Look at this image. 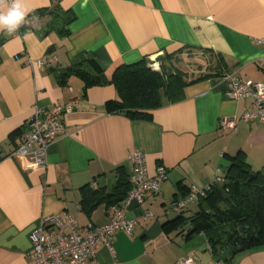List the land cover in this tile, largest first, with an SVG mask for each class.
I'll return each mask as SVG.
<instances>
[{
  "label": "crops",
  "instance_id": "1",
  "mask_svg": "<svg viewBox=\"0 0 264 264\" xmlns=\"http://www.w3.org/2000/svg\"><path fill=\"white\" fill-rule=\"evenodd\" d=\"M24 5L26 25L11 34L0 29V264L30 263V237L44 216L75 217L83 231L107 224L108 200L87 211L81 189L88 185L107 194L121 178L129 181L134 151L145 155L150 176L163 166L167 179L160 194L128 205L132 233L114 234L112 249L100 247L96 263L179 264L192 258L195 264H264V246L238 252L231 263L218 262L205 249L204 232L189 234L191 218L203 209L201 199L181 213L183 223L163 227L179 216L170 211L172 203L195 189L222 188L218 170L223 178L238 153L254 171L264 170V123L242 120L253 102L229 96V77L264 83L259 65L264 46L257 42L264 38V0H24ZM41 9L48 13L34 14ZM55 10L72 15L68 34L42 36ZM171 54L186 73L183 98L151 111L149 121L131 120L116 109L113 84L88 86L75 73L58 78L89 58L111 80L122 65L146 59L153 69L154 62L169 65ZM44 56L55 60L46 67L26 62ZM189 59L197 67H188ZM72 101L74 111L62 118L66 134L52 143L44 167L31 154H16L36 108ZM147 211L152 217L145 219Z\"/></svg>",
  "mask_w": 264,
  "mask_h": 264
},
{
  "label": "trees",
  "instance_id": "2",
  "mask_svg": "<svg viewBox=\"0 0 264 264\" xmlns=\"http://www.w3.org/2000/svg\"><path fill=\"white\" fill-rule=\"evenodd\" d=\"M46 9L34 14L44 15ZM52 22L40 34L56 31L60 36L68 34V24L73 19L68 12L51 11ZM176 55L166 57L169 65L161 64L158 71L150 67L148 60L116 69L109 80L104 71L89 58L58 74L59 79L75 73L88 86L113 84L119 99L113 102L116 109L131 120H151V111L183 98L186 73L176 65ZM174 59V60H173ZM222 188L211 185L201 197L203 209L191 218L190 235L204 232L212 249V257L218 262L231 263L238 252L264 246V170L254 171L246 157L238 153L225 168ZM131 189L130 179L121 178L111 193L82 187V206L91 211L96 202L108 200V207L121 203ZM163 227L177 226L184 222L182 214ZM241 249V251H239Z\"/></svg>",
  "mask_w": 264,
  "mask_h": 264
},
{
  "label": "built area",
  "instance_id": "3",
  "mask_svg": "<svg viewBox=\"0 0 264 264\" xmlns=\"http://www.w3.org/2000/svg\"><path fill=\"white\" fill-rule=\"evenodd\" d=\"M11 3V0H8ZM24 22L18 29H22ZM264 46V38L257 40ZM55 58L44 56L37 60L27 59L29 65L35 64L39 67L50 66ZM264 66V57L259 61ZM154 70H159V64L154 62ZM229 96L235 101L251 100L253 109L248 110L242 120L259 121L264 123V83L253 81H241L236 77H229ZM76 101L65 106L56 105L50 109L36 108L33 115L26 123V132L22 137L16 154L20 157L33 155L38 167L46 165L48 151L52 143L63 134L66 127L62 121L65 114L74 111ZM228 127L234 128L235 122L226 120ZM130 165L131 189L124 201L108 207L109 222L102 226L89 225L83 231L77 219L71 216L47 215L41 220V227L31 234L32 251L29 264H98L95 255L100 247L112 249L111 239L119 231L132 233L135 220L128 218L126 210L128 205L135 202L142 205L147 194H160L161 186L167 179V170L158 166L154 176H150L146 167V157L141 151H134L128 157ZM222 171L218 170L216 182H224L221 178ZM204 189H195L182 201L172 203L170 211L181 214L186 207L195 203L204 196ZM152 217L147 211L144 218ZM205 249L212 253L210 244L207 242ZM179 264H195L194 259H185Z\"/></svg>",
  "mask_w": 264,
  "mask_h": 264
},
{
  "label": "clouds",
  "instance_id": "4",
  "mask_svg": "<svg viewBox=\"0 0 264 264\" xmlns=\"http://www.w3.org/2000/svg\"><path fill=\"white\" fill-rule=\"evenodd\" d=\"M28 11L24 0H11V3L0 0V29H6L8 34L16 32L25 22Z\"/></svg>",
  "mask_w": 264,
  "mask_h": 264
},
{
  "label": "rangeland",
  "instance_id": "5",
  "mask_svg": "<svg viewBox=\"0 0 264 264\" xmlns=\"http://www.w3.org/2000/svg\"><path fill=\"white\" fill-rule=\"evenodd\" d=\"M197 60L195 59V60H192V59H189V60H187V62H186V64H187V66L188 67H191V68H195V67H197ZM160 67V66H159Z\"/></svg>",
  "mask_w": 264,
  "mask_h": 264
},
{
  "label": "water",
  "instance_id": "6",
  "mask_svg": "<svg viewBox=\"0 0 264 264\" xmlns=\"http://www.w3.org/2000/svg\"><path fill=\"white\" fill-rule=\"evenodd\" d=\"M239 251H241V249H239Z\"/></svg>",
  "mask_w": 264,
  "mask_h": 264
}]
</instances>
